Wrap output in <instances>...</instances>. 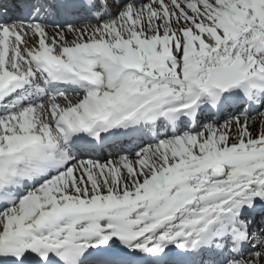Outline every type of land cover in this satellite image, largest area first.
<instances>
[{"label":"snow or ice","instance_id":"1","mask_svg":"<svg viewBox=\"0 0 264 264\" xmlns=\"http://www.w3.org/2000/svg\"><path fill=\"white\" fill-rule=\"evenodd\" d=\"M0 264H264V0H0Z\"/></svg>","mask_w":264,"mask_h":264}]
</instances>
